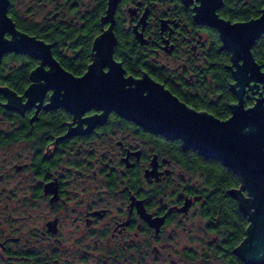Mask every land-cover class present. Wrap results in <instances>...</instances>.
Segmentation results:
<instances>
[{
	"label": "flooded vegetation",
	"instance_id": "1",
	"mask_svg": "<svg viewBox=\"0 0 264 264\" xmlns=\"http://www.w3.org/2000/svg\"><path fill=\"white\" fill-rule=\"evenodd\" d=\"M6 1L16 31L51 45V53L53 44L17 24L40 26L70 18L68 9L83 5V0ZM220 1L216 15L232 24L257 20L264 12V0ZM198 5L196 0L188 5L181 0H121L115 11L123 14L139 49L144 47L146 61L152 68L166 69L182 92L198 76L194 67L204 60L210 33L220 41L215 29L195 23L192 10ZM230 6L244 13L245 20L224 18ZM143 15L144 25L138 24ZM9 38L5 33L4 39ZM260 42L264 34L251 48L257 65L264 57H254ZM10 54L36 60L34 69L41 65L30 55L6 53L0 71L12 70V64L4 62ZM3 82L0 79V264H250L240 252L245 236L238 242L243 219L231 205L238 201L237 190L222 195L214 179L190 166L185 156L193 149L146 132L115 112L103 116L91 109L75 118L63 108H47L50 93L32 99L25 95L29 85L16 94ZM250 86L243 95L245 108L250 107L248 100L264 98L262 85Z\"/></svg>",
	"mask_w": 264,
	"mask_h": 264
},
{
	"label": "water",
	"instance_id": "2",
	"mask_svg": "<svg viewBox=\"0 0 264 264\" xmlns=\"http://www.w3.org/2000/svg\"><path fill=\"white\" fill-rule=\"evenodd\" d=\"M120 1L108 0L101 22L103 28L108 27L93 41L92 63L82 76L75 77L53 59L51 45L16 31L6 14L7 1L0 0V28L4 29L0 59L6 53H16L40 60L41 65L31 72V84L25 95L39 99L50 93L47 108H63L75 118L91 109L102 111L103 116L115 112L146 132L179 140L184 149H193L206 159L222 162L241 182L234 195L249 224L241 256L250 264H264V98H254L248 108L243 100L246 89L253 88L251 83L260 84L264 89V57L262 65H257L251 54L252 46L264 34V12L257 20L232 24L216 15L220 0H212L207 14L198 10L203 4L196 0L199 5L192 10L195 23L215 29L223 49L232 53L235 81L232 90L237 102L231 105L229 118L219 120L207 112L187 107L147 74L140 78L126 77L122 65L113 56L117 45L113 16ZM181 1L188 5L193 0ZM144 21L145 15L138 24L144 25ZM164 25L161 22L162 29ZM5 33L12 39H4ZM135 37L144 43L136 29ZM98 57L103 69L98 66ZM45 66L49 70H45ZM245 66L246 76L238 79L239 67ZM113 69L114 74L110 75Z\"/></svg>",
	"mask_w": 264,
	"mask_h": 264
},
{
	"label": "trees",
	"instance_id": "3",
	"mask_svg": "<svg viewBox=\"0 0 264 264\" xmlns=\"http://www.w3.org/2000/svg\"><path fill=\"white\" fill-rule=\"evenodd\" d=\"M106 9L107 0H92L91 4L71 6L67 11L70 18L63 17L56 21L45 22L40 26L35 23H18L17 25L20 30L29 35L53 44L52 54L60 66L73 76L80 77L92 61V44L102 32L101 22L106 15ZM222 15L232 22L243 21L246 18L244 13L233 12L231 6ZM190 23L193 22L190 21ZM113 33L118 42L115 58L122 64L127 75L140 77L146 72L189 108L197 112H207L219 120L229 118L230 107L236 101V96L231 89L233 78L229 68L230 52L221 49V43L215 32L210 33V45L204 54V60L199 66L194 67V72L198 74L196 80L187 91L183 92L171 82L166 69L152 68L146 61L143 56L144 47L139 49V45L131 35V30L126 29L123 14L119 10L113 17ZM253 53L255 60L261 61L264 43L260 42ZM4 62H10L12 70L10 73L0 71V79H3V84L16 94H22L30 83L29 75L36 67L37 61L29 56L10 54ZM252 104L253 100H248L246 107ZM176 144L182 151L180 142ZM185 157L190 166L201 169L206 178L214 179V186L220 189L222 195H226L227 190L240 189L239 177L222 162L202 158L193 150L187 151ZM231 205L236 207L238 215L243 219L242 224L239 225V242L245 236L244 231L249 224L239 209L238 201L232 202Z\"/></svg>",
	"mask_w": 264,
	"mask_h": 264
},
{
	"label": "snow or ice",
	"instance_id": "4",
	"mask_svg": "<svg viewBox=\"0 0 264 264\" xmlns=\"http://www.w3.org/2000/svg\"><path fill=\"white\" fill-rule=\"evenodd\" d=\"M202 4H203V8H200L198 9L202 14H207L208 12H210L211 10V3H212V0H201ZM3 31L4 29L3 28H0V43H2V40H3ZM11 39V38H9ZM97 63H98V66L103 69L104 65L103 63L101 62V58L98 57L97 58ZM114 69H113V73H110V75L114 74ZM246 73H247V68L246 66L245 67H239V71L237 73V77L238 79H243L245 76H246ZM104 79H108V77H103ZM246 82V80H245ZM5 103H7V101H5ZM234 103H236V101H234ZM251 107V105H250Z\"/></svg>",
	"mask_w": 264,
	"mask_h": 264
},
{
	"label": "rangeland",
	"instance_id": "5",
	"mask_svg": "<svg viewBox=\"0 0 264 264\" xmlns=\"http://www.w3.org/2000/svg\"><path fill=\"white\" fill-rule=\"evenodd\" d=\"M87 1L83 0V5H86ZM165 60V59H164ZM201 64V62L196 63V66H199Z\"/></svg>",
	"mask_w": 264,
	"mask_h": 264
}]
</instances>
